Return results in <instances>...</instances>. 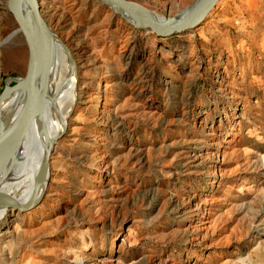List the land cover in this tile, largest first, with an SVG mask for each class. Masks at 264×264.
<instances>
[{"label":"rangeland","instance_id":"374dc122","mask_svg":"<svg viewBox=\"0 0 264 264\" xmlns=\"http://www.w3.org/2000/svg\"><path fill=\"white\" fill-rule=\"evenodd\" d=\"M37 1L77 100L38 204L6 205L0 264H264V0L164 38L98 0ZM125 1L173 20L196 0ZM7 6L0 98L29 59Z\"/></svg>","mask_w":264,"mask_h":264},{"label":"bare ground","instance_id":"6f19581e","mask_svg":"<svg viewBox=\"0 0 264 264\" xmlns=\"http://www.w3.org/2000/svg\"><path fill=\"white\" fill-rule=\"evenodd\" d=\"M197 2L199 4L201 0ZM107 7L131 28L142 29L128 14H119L116 9ZM52 39L53 52L43 62L48 66V84L36 104L30 124L20 137L17 138L16 130H11L0 140V194L4 195L0 198V219L4 217L6 205L8 209L11 205L33 207L42 198L49 178L48 169H43L45 155L53 148L54 139L63 133L68 114L63 116L61 111L77 100L76 65L70 61L65 65V57V62L62 60L65 53L55 42L58 38L52 34ZM55 51H58L57 55ZM19 81L18 89L12 95L5 96V92L0 98L1 128L10 125L26 103L23 80ZM57 87L60 91L55 94Z\"/></svg>","mask_w":264,"mask_h":264},{"label":"water","instance_id":"95a60500","mask_svg":"<svg viewBox=\"0 0 264 264\" xmlns=\"http://www.w3.org/2000/svg\"><path fill=\"white\" fill-rule=\"evenodd\" d=\"M98 1L116 9L119 11V14L121 12L128 14L141 25L142 30H147L160 38L196 29L204 22L214 6L219 2V0H201L198 4L196 0L192 6L184 10L175 19L160 21L154 13L125 0ZM7 8L17 23L18 32L24 38L29 52V59L27 72L22 82L23 88L26 90V103L10 125L6 124L8 126L0 127V140L11 130H16L17 138L20 137L30 124L36 104L48 84V66L43 62L45 58H48L50 53L53 52L52 33L41 17L37 0H8ZM42 63L44 65H42ZM57 138H55L54 141ZM51 150L52 148L45 155L43 163L44 171L48 169ZM3 196L4 195L0 194V198ZM33 207L11 205L9 209L24 213L31 210Z\"/></svg>","mask_w":264,"mask_h":264}]
</instances>
